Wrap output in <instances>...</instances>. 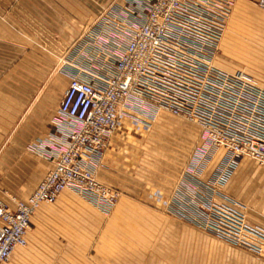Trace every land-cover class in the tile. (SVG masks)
Listing matches in <instances>:
<instances>
[{"label": "crops", "instance_id": "crops-1", "mask_svg": "<svg viewBox=\"0 0 264 264\" xmlns=\"http://www.w3.org/2000/svg\"><path fill=\"white\" fill-rule=\"evenodd\" d=\"M210 1V11L202 13L192 0L183 2L158 53L156 83L130 98L105 152L87 148L81 156L100 181L120 191L114 216L66 189L37 209L27 246L16 248L8 264H264V256L224 234L209 231L197 256L176 248L180 238L174 235L176 224L188 227L175 216L205 225L212 206L236 208L250 224L264 227L263 165L250 157L234 163L196 123L190 157L167 168L155 162L176 124L177 115L161 102L169 89L189 94L200 116L229 121L240 134L261 133L264 100L253 113L255 98L241 97L224 74L244 70L264 86L262 0ZM149 2L0 0V199L8 206L16 207L14 198L26 200L55 167L62 135L73 129L59 118L69 73L90 68L95 76L83 77L104 90L101 76L114 70ZM98 23L108 40L103 48L90 45ZM184 43L191 47L188 55L176 50ZM190 239L182 238L183 245Z\"/></svg>", "mask_w": 264, "mask_h": 264}, {"label": "built area", "instance_id": "built-area-1", "mask_svg": "<svg viewBox=\"0 0 264 264\" xmlns=\"http://www.w3.org/2000/svg\"><path fill=\"white\" fill-rule=\"evenodd\" d=\"M185 0H150L147 15L142 25L136 28L128 40L126 50L120 54L114 70L101 76L106 87L100 90L91 79L90 68L78 67V72L69 73L70 83L59 107V118L68 122L73 129L62 135L63 149L55 162V167L44 177L26 200L14 198L16 207L11 208L0 199V264H8L18 247L28 244V232L32 217L44 203H54L66 189L79 192L87 201L104 214H109L118 204L119 190L103 183L95 171L80 161L84 151L89 148L100 152L108 149L128 101L142 94L143 87L156 83L158 53L167 44L168 36L174 26ZM197 11L209 12L210 0H192ZM264 7V0L260 2ZM224 20L219 19V23ZM199 28L198 25L195 26ZM184 27L180 26V30ZM92 47H106L104 24L93 28ZM176 50L188 55L191 47L179 44ZM99 49L96 53H99ZM210 78L215 74L208 75ZM225 81L234 80L239 95L255 98L253 113L257 114L260 101L264 100V86L244 70L224 74ZM188 92V91H187ZM254 92V93H253ZM185 95L166 90L161 98L162 106L177 116L196 123L210 142L230 153L234 163L243 157H250L264 166V111L257 126L259 135L249 136L238 133L230 122H217L213 116L197 114ZM233 107H237V103ZM206 230L231 238L239 247L254 254L264 256V227L250 224L246 215L233 207H216L205 214Z\"/></svg>", "mask_w": 264, "mask_h": 264}, {"label": "rangeland", "instance_id": "rangeland-1", "mask_svg": "<svg viewBox=\"0 0 264 264\" xmlns=\"http://www.w3.org/2000/svg\"><path fill=\"white\" fill-rule=\"evenodd\" d=\"M64 54L65 52H63V54H58L59 56L56 57V59L59 57L58 63L60 61V57L62 58ZM58 63L56 62V67ZM174 118H175L177 125L180 124L182 126V123H186L189 126H191V128L189 131H186V130L181 131V127L175 124L173 127L175 128V130L171 128V130L167 133V138L169 141L168 145L160 146V149L158 150V155L156 157L157 161H155L160 166L164 165L163 166L164 168L171 167V165L179 159H182L183 161V160H186V158L190 157V155L194 151L193 148L196 145V143L194 142L195 136L197 135V132L199 133V129L194 125L195 124L194 122L189 121L186 118L181 117V116H174ZM179 121L182 123H178ZM179 128H180V131L178 130ZM172 140L176 141V143H174V146H172L173 143L170 142ZM117 206L109 214H106V215L113 217L116 212ZM175 219L188 224V227H185V229L183 228V226H179L177 224L175 225L174 235L177 238V240H179L178 238H180V240L178 241L180 242V245H176L175 247L179 249H183V247L187 248V251L189 250L191 251L192 254H195L197 256L199 254V251H201L204 247L203 237L210 236L209 230H206V228L203 227L201 224L192 222L190 220H186V218H180L178 216H175ZM186 237L191 238L189 245H186V244L183 245V242L181 240L182 238H186ZM203 251L204 250H202V252Z\"/></svg>", "mask_w": 264, "mask_h": 264}]
</instances>
